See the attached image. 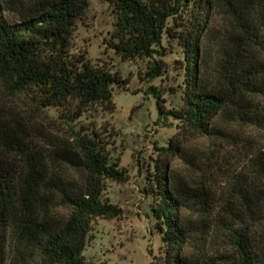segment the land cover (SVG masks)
<instances>
[{
  "label": "trees",
  "instance_id": "1",
  "mask_svg": "<svg viewBox=\"0 0 264 264\" xmlns=\"http://www.w3.org/2000/svg\"><path fill=\"white\" fill-rule=\"evenodd\" d=\"M102 1L114 15L109 47L124 61L147 60L149 80L166 72L167 64L157 58L164 39L177 42V102L168 108L161 87H149L159 123L203 135L222 113L264 131V0ZM89 7L90 0H41L22 5L11 20L0 0V88L28 100L37 114L55 112L65 119L76 165L86 175L81 190L67 187L0 97V264H8L14 239V262L26 248L36 249L43 264H97L84 255L96 223L122 213L105 193L109 182L130 180L128 169L114 158L106 135L72 125L94 107L115 109V89L126 84L111 64L73 52L77 25ZM221 14L231 29L218 40L213 31ZM159 149L173 156L179 151L175 142ZM74 155L67 147L55 152L70 163ZM169 161L157 158L142 188L161 241V256L153 264H199L186 247L196 228L215 224V197L205 186L180 183L169 172ZM251 161L253 179L236 187L230 203L239 225L233 252L214 264H264V153Z\"/></svg>",
  "mask_w": 264,
  "mask_h": 264
},
{
  "label": "rangeland",
  "instance_id": "2",
  "mask_svg": "<svg viewBox=\"0 0 264 264\" xmlns=\"http://www.w3.org/2000/svg\"><path fill=\"white\" fill-rule=\"evenodd\" d=\"M39 1L2 0L4 14L14 20L22 5L30 6ZM230 29L229 20L221 14L215 22L214 37L219 40ZM113 30L111 7L102 0H90L88 13L78 23L74 34L73 52L85 51L92 62L101 60L111 64L126 80L123 88L115 89V109L107 111L103 107H94L72 123L75 127L89 126L106 135L114 158L120 157L122 166L130 174L126 183H108L105 197L118 205L122 213L112 220L97 221L84 255L97 264L158 262L161 241L153 229L150 203L144 198L142 188L144 178L159 158L170 160L169 172H174V178L183 185H202L214 194L215 224L201 230L196 228L198 231L193 233L194 238L186 250L198 258L199 264L221 262L233 252L232 235L239 226L230 203L235 200L236 187L253 179L251 160L264 153V131L222 113L211 122L210 133L203 135L192 129L171 128L159 123L156 100L149 87H161L168 108L177 102L174 88L181 80V69L175 63L180 56L177 42L172 38L164 39L159 48L162 55L157 58L167 64L166 72L151 81L146 76L147 60L124 61L109 47ZM211 66L212 70L216 67L214 58ZM208 81L214 83L211 78ZM0 97L5 109L28 128L30 139L44 150L54 171L64 175L66 186L81 190L86 175L76 165L78 153L71 142L72 129L65 119L55 112L37 114L28 100L8 95L1 88ZM171 142L179 147L176 156L166 155L159 149L168 147ZM62 147L74 150V163L66 158H56L55 152ZM59 214L63 216L65 212L60 210ZM16 245V240H12L8 264H43L36 249L26 248L14 262Z\"/></svg>",
  "mask_w": 264,
  "mask_h": 264
}]
</instances>
